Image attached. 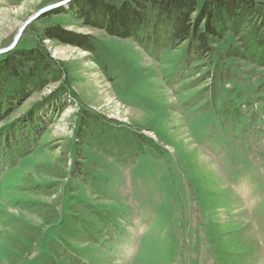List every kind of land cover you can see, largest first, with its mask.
Here are the masks:
<instances>
[{
	"label": "rangeland",
	"instance_id": "rangeland-1",
	"mask_svg": "<svg viewBox=\"0 0 264 264\" xmlns=\"http://www.w3.org/2000/svg\"><path fill=\"white\" fill-rule=\"evenodd\" d=\"M60 1L0 0V48ZM73 2L32 21L16 46L40 47L61 74L29 88L3 122L44 101L40 139L20 147L13 165L0 160V226L15 215L29 238L40 235L17 241L19 252L2 244L0 264H85L79 254L99 264H129V255L130 264H264V67L227 58L230 33L215 43L212 64L195 62L187 42L172 48L160 36L145 46L87 24ZM53 96L61 107L51 111ZM66 156L62 178L35 170ZM92 236L107 250L118 244L117 253Z\"/></svg>",
	"mask_w": 264,
	"mask_h": 264
},
{
	"label": "trees",
	"instance_id": "trees-1",
	"mask_svg": "<svg viewBox=\"0 0 264 264\" xmlns=\"http://www.w3.org/2000/svg\"><path fill=\"white\" fill-rule=\"evenodd\" d=\"M73 1V7L78 9L77 15L87 21V24L104 28L117 36L133 37L139 43H145V46L160 36H164L172 48L187 42V52L195 55V62L204 59L207 64H212V56L217 54L215 43L230 33L236 39V46L227 50L226 57L240 58L264 67V0H205L202 5L197 0H125L119 5L105 0ZM153 14L155 20L151 21L150 16ZM47 35L53 38L65 36L58 32L54 34L52 29ZM78 37L82 40L74 42L87 49L92 48L87 36ZM4 55L6 57L0 60V160L6 165H13L16 155H19L18 149L37 142L45 130V120L39 116L42 108L45 111L44 101L34 104L13 121L3 124L4 120L14 109V105L27 96L26 91L29 88L37 86L39 89L44 83L57 82L61 73L53 68L40 47L31 50H19L15 47ZM187 63L190 65V62ZM55 97L48 98L49 104L46 108L61 107V96ZM237 109L241 110V107ZM83 128L84 124L81 122L79 138L70 146V149L73 147L70 151L74 155V167L77 155L82 154L80 143L84 144L86 138L81 131ZM60 159L51 166L39 165L41 168H37L38 164H35V170L39 175L62 178L66 174L68 156ZM6 167L2 174L7 171ZM69 170L72 173L76 171L75 168ZM81 184L82 182L78 185ZM66 191H70L69 186ZM54 214L53 217L51 214H42L40 217L45 223H51L55 218ZM8 220L9 222L5 221L6 224L0 226V246L5 244L12 247L13 252H19L21 249L16 244L17 241L27 240L30 244L37 241L40 233L29 238L23 232L25 229L21 226L22 220L19 217L10 216ZM164 236L162 244L166 254L170 249L172 236L169 233ZM70 247L76 250L71 239ZM79 255L92 264H99L88 259L86 255Z\"/></svg>",
	"mask_w": 264,
	"mask_h": 264
},
{
	"label": "water",
	"instance_id": "water-1",
	"mask_svg": "<svg viewBox=\"0 0 264 264\" xmlns=\"http://www.w3.org/2000/svg\"><path fill=\"white\" fill-rule=\"evenodd\" d=\"M73 0H62L60 2H56V3H52V4H48L42 8H40L36 13H34L32 16H30L23 24L22 26L19 28L16 36L14 37V40L11 42V44H9L8 46L4 47V48H0V55L6 54L10 51H12L17 44L19 43L21 37L23 36V33L25 31V29L27 28V26L34 20L38 19L39 17H41L44 14H47L49 12H52L56 9H59L63 6H68Z\"/></svg>",
	"mask_w": 264,
	"mask_h": 264
}]
</instances>
